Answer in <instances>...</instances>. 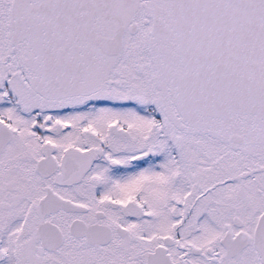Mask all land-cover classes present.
Listing matches in <instances>:
<instances>
[{"label":"snow or ice","instance_id":"obj_1","mask_svg":"<svg viewBox=\"0 0 264 264\" xmlns=\"http://www.w3.org/2000/svg\"><path fill=\"white\" fill-rule=\"evenodd\" d=\"M0 264H264V0H0Z\"/></svg>","mask_w":264,"mask_h":264}]
</instances>
